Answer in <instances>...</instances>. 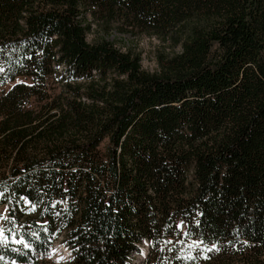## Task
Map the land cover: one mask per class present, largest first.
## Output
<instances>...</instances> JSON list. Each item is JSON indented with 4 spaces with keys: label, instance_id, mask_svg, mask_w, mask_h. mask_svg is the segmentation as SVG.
I'll return each mask as SVG.
<instances>
[{
    "label": "trees",
    "instance_id": "obj_1",
    "mask_svg": "<svg viewBox=\"0 0 264 264\" xmlns=\"http://www.w3.org/2000/svg\"><path fill=\"white\" fill-rule=\"evenodd\" d=\"M0 194V264H264V0H0Z\"/></svg>",
    "mask_w": 264,
    "mask_h": 264
},
{
    "label": "rangeland",
    "instance_id": "obj_2",
    "mask_svg": "<svg viewBox=\"0 0 264 264\" xmlns=\"http://www.w3.org/2000/svg\"><path fill=\"white\" fill-rule=\"evenodd\" d=\"M89 21L92 23L93 30L89 33L88 40L94 42L97 38L102 37L103 29L100 28L99 23L101 20L94 18L90 14L88 15ZM118 26L115 25L114 29L109 34V39L116 43L118 48L124 51L128 50V47L136 49L142 56L143 69L147 72L161 73L165 68L169 67L171 59L179 56L183 52L181 44L176 45L175 39L168 37L162 39L156 35L145 34L142 32H136L134 34L127 33L126 31L118 30ZM8 86L7 88L11 87ZM4 214L3 209H0V220L1 215ZM69 253L66 247L57 244L52 259L58 264H64L68 261Z\"/></svg>",
    "mask_w": 264,
    "mask_h": 264
},
{
    "label": "snow or ice",
    "instance_id": "obj_3",
    "mask_svg": "<svg viewBox=\"0 0 264 264\" xmlns=\"http://www.w3.org/2000/svg\"><path fill=\"white\" fill-rule=\"evenodd\" d=\"M0 197H2V194H0ZM25 203L28 204V205H30V210H32V211L35 210V205L31 204L30 201L25 200ZM2 236H3V232L0 231V237H2ZM208 250L211 251L212 249H208Z\"/></svg>",
    "mask_w": 264,
    "mask_h": 264
}]
</instances>
